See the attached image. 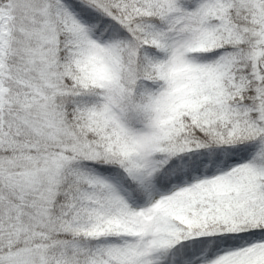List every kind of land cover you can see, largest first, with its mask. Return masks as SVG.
I'll return each instance as SVG.
<instances>
[{"label":"snow or ice","instance_id":"6c2138e0","mask_svg":"<svg viewBox=\"0 0 264 264\" xmlns=\"http://www.w3.org/2000/svg\"><path fill=\"white\" fill-rule=\"evenodd\" d=\"M0 264H264V0H0Z\"/></svg>","mask_w":264,"mask_h":264}]
</instances>
